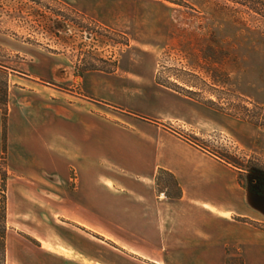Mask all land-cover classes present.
Wrapping results in <instances>:
<instances>
[{
	"label": "rangeland",
	"instance_id": "rangeland-1",
	"mask_svg": "<svg viewBox=\"0 0 264 264\" xmlns=\"http://www.w3.org/2000/svg\"><path fill=\"white\" fill-rule=\"evenodd\" d=\"M252 15L230 0H0V64L81 96L63 100L86 108L89 123L99 116L98 148L90 131L91 147H73L46 241L83 242L99 259L88 264H158L144 227L129 231L124 179L133 174L99 153L109 136L120 140L114 154L122 158L145 132L165 130L234 166L243 187L250 171L264 170V26ZM2 170L6 241L10 175ZM141 182L158 198L182 195L164 169ZM227 251V264H242L238 245Z\"/></svg>",
	"mask_w": 264,
	"mask_h": 264
},
{
	"label": "crops",
	"instance_id": "crops-1",
	"mask_svg": "<svg viewBox=\"0 0 264 264\" xmlns=\"http://www.w3.org/2000/svg\"><path fill=\"white\" fill-rule=\"evenodd\" d=\"M4 67L9 93L6 126L0 108V189L2 169L10 175L5 264L99 263L83 242L55 246L41 235L50 223L48 213L56 209L57 189L69 181L73 147H91L90 131L98 148L99 116L89 123L86 108L63 100L81 96L63 93L39 76L12 74ZM73 138L78 145H73ZM105 141L107 145L99 140V153L107 151L108 160L133 174L124 179L128 227L134 235L136 226L144 227L151 259L158 264H167V258L174 264H227V247L238 245L244 264H264V200L249 195L234 166L162 129L130 142L134 151L128 150L122 158L114 154L120 140L109 136ZM159 169L179 181L182 195L176 201L158 198L151 188L143 187L141 179H154ZM144 240L148 242L146 236ZM128 243L137 248L134 240Z\"/></svg>",
	"mask_w": 264,
	"mask_h": 264
},
{
	"label": "trees",
	"instance_id": "trees-1",
	"mask_svg": "<svg viewBox=\"0 0 264 264\" xmlns=\"http://www.w3.org/2000/svg\"><path fill=\"white\" fill-rule=\"evenodd\" d=\"M232 2H236L242 5L246 12L252 17L256 16V18L262 23L264 26V0H230ZM261 36H264V27L259 30ZM8 70L4 65L0 64V77L3 79L0 81V108L3 110L4 113V124L6 126V114H7V96H8V87H9V80H8ZM2 183L4 186L5 178L4 174L2 173ZM0 216H5V206L0 207ZM0 249L3 250V255L5 258L6 255V241L5 235L0 232ZM242 264H244L243 259ZM5 261V259H4Z\"/></svg>",
	"mask_w": 264,
	"mask_h": 264
},
{
	"label": "flooded vegetation",
	"instance_id": "flooded-vegetation-1",
	"mask_svg": "<svg viewBox=\"0 0 264 264\" xmlns=\"http://www.w3.org/2000/svg\"><path fill=\"white\" fill-rule=\"evenodd\" d=\"M244 187L255 200H264V170L250 171Z\"/></svg>",
	"mask_w": 264,
	"mask_h": 264
}]
</instances>
